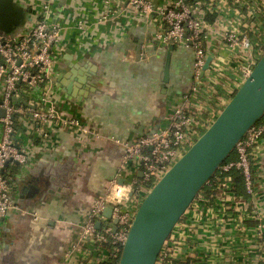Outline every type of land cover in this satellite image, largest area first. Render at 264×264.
<instances>
[{
	"label": "built area",
	"instance_id": "obj_1",
	"mask_svg": "<svg viewBox=\"0 0 264 264\" xmlns=\"http://www.w3.org/2000/svg\"><path fill=\"white\" fill-rule=\"evenodd\" d=\"M58 1L18 0L20 6L31 9L23 29L15 36L0 35V224L14 210L28 215L17 197V174L11 175L9 167L16 163L27 166L59 130H72L84 137L92 134L78 116L63 111L68 100L55 90L57 70L67 52L66 25L53 21ZM103 4L97 28H107L121 13L155 26L152 38L157 46L168 48L173 41L194 54V81L166 126L153 135L121 144L124 152L110 188L82 226L81 240L89 246L87 264L93 260V264H119L145 197L214 123L264 54V0H159L157 7L154 0H103ZM74 24L91 50L94 42L86 20L79 18ZM209 56L213 58L210 70L202 76ZM140 57L146 59L145 49ZM262 149L264 119L237 144V160L219 168L224 182L217 197L233 212L245 207L243 220L259 221L254 229H246L257 242L259 264H264V206L260 202L264 173L257 165ZM233 171L241 172L248 199L233 192L229 175ZM209 205L201 191L184 221L195 211L206 219L211 214ZM106 208L113 210L111 219L103 215ZM183 222L174 229L156 264H175L172 239L182 231L189 233ZM107 245L111 249H106Z\"/></svg>",
	"mask_w": 264,
	"mask_h": 264
},
{
	"label": "crops",
	"instance_id": "obj_2",
	"mask_svg": "<svg viewBox=\"0 0 264 264\" xmlns=\"http://www.w3.org/2000/svg\"><path fill=\"white\" fill-rule=\"evenodd\" d=\"M103 5V0L57 2L53 21L66 25L64 42L67 51L75 54L72 61L64 58L60 73L68 74L78 66L76 75L65 79L77 86L78 94L73 98L62 91V97H68L63 111L78 116L92 134L84 137L72 130H59L50 145L38 151L37 156L46 163L73 166L70 192L43 201L26 198L21 208L28 215L14 210L4 218L0 264H87L89 246L81 240L82 226L110 188L124 152L121 144L166 126L174 109L191 92L194 57L190 50L175 46L166 84L169 47L154 43L157 28L121 13L107 28L99 29L95 22ZM79 18L90 27L91 50L88 41L78 36L74 21ZM144 49L146 59L141 60ZM262 150L257 165L264 173ZM21 170L19 167L18 172ZM260 195L264 206V184ZM210 208L206 219L195 211L182 223L189 233L182 231L172 239L175 264H259L257 242L246 231L259 221L243 220L245 207L233 212L216 200Z\"/></svg>",
	"mask_w": 264,
	"mask_h": 264
},
{
	"label": "water",
	"instance_id": "obj_3",
	"mask_svg": "<svg viewBox=\"0 0 264 264\" xmlns=\"http://www.w3.org/2000/svg\"><path fill=\"white\" fill-rule=\"evenodd\" d=\"M158 1L154 0L155 7ZM30 13L31 9L20 6L18 0H0V35L6 37L18 34ZM174 49L175 45L171 41L165 64L166 84L170 79ZM66 54L69 56H65V60L74 59L75 54L72 56L71 50ZM212 60L211 56L207 58L202 76L210 70ZM64 65L65 63H62L58 67L55 90L59 95L63 91L66 96L76 98L77 86L66 82L65 79L70 80L69 75L75 76L78 66L75 65L68 74H64L60 73V68ZM88 75L91 81V74ZM1 114L4 115V112ZM263 117L264 54L214 123L145 197L122 249L119 264L157 263L165 243L197 195L234 152L247 132ZM159 128L160 126L150 135L155 134ZM8 166L9 163L5 168ZM16 166L25 171L23 176L22 170L21 173H17L19 182L17 197L20 205L26 198L32 201L39 197L40 201H43L48 196L61 198L69 194L73 180V173H69L73 167L70 164L46 163L36 156L29 160L27 166H21L19 163H16ZM123 183L124 180H121V184ZM112 214L111 208H106L103 213L108 219L112 218ZM114 223L118 224V220L114 219ZM97 228H101V223L97 224ZM116 231L117 227L114 229V232Z\"/></svg>",
	"mask_w": 264,
	"mask_h": 264
},
{
	"label": "trees",
	"instance_id": "obj_4",
	"mask_svg": "<svg viewBox=\"0 0 264 264\" xmlns=\"http://www.w3.org/2000/svg\"><path fill=\"white\" fill-rule=\"evenodd\" d=\"M210 20H212V19H210ZM176 47L179 48L178 46H176ZM263 119L264 118H262V120ZM234 160H237V153H236L235 150L230 155V157L224 162V164H226V163H228L230 161H234ZM18 169L19 168L17 166L9 167V170H11L10 171L11 175H14V176L18 173ZM219 175H220V170L217 171V173L214 175V177L202 189V192L208 198V201H209L210 205H212L217 200L218 190H219L221 184L224 182V179H223L224 176L220 178ZM229 175L232 178L233 192L239 197H243L244 199H248L249 196H248V194L246 192L245 182H244V178H243L241 172L233 171ZM219 179H222V180H219ZM183 221H184V218L181 219V222H183ZM105 248L106 249H111V246L107 245V247H105Z\"/></svg>",
	"mask_w": 264,
	"mask_h": 264
},
{
	"label": "flooded vegetation",
	"instance_id": "obj_5",
	"mask_svg": "<svg viewBox=\"0 0 264 264\" xmlns=\"http://www.w3.org/2000/svg\"><path fill=\"white\" fill-rule=\"evenodd\" d=\"M194 56V55H193ZM193 61H194V58H193ZM193 79V80H192ZM191 80L194 81V74L191 73Z\"/></svg>",
	"mask_w": 264,
	"mask_h": 264
},
{
	"label": "rangeland",
	"instance_id": "obj_6",
	"mask_svg": "<svg viewBox=\"0 0 264 264\" xmlns=\"http://www.w3.org/2000/svg\"><path fill=\"white\" fill-rule=\"evenodd\" d=\"M261 176H262V174H261Z\"/></svg>",
	"mask_w": 264,
	"mask_h": 264
}]
</instances>
